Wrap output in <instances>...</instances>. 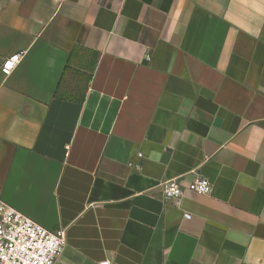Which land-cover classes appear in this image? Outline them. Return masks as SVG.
<instances>
[{"label":"crops","instance_id":"0c3cea01","mask_svg":"<svg viewBox=\"0 0 264 264\" xmlns=\"http://www.w3.org/2000/svg\"><path fill=\"white\" fill-rule=\"evenodd\" d=\"M21 51L0 199L64 231L57 264H264V0H0Z\"/></svg>","mask_w":264,"mask_h":264},{"label":"built area","instance_id":"2783aa9c","mask_svg":"<svg viewBox=\"0 0 264 264\" xmlns=\"http://www.w3.org/2000/svg\"><path fill=\"white\" fill-rule=\"evenodd\" d=\"M24 51L6 57L0 67L8 76L19 63ZM184 191L199 195L211 192V184L205 177H194L187 185L175 179L162 182L165 199L180 197ZM189 218L188 213L184 214ZM66 245L63 230L51 231L12 208L0 199V264H57ZM99 264H111L108 259Z\"/></svg>","mask_w":264,"mask_h":264}]
</instances>
